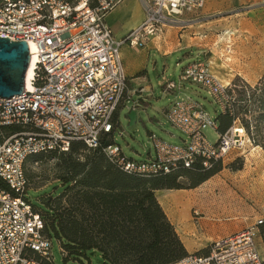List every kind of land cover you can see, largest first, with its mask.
I'll list each match as a JSON object with an SVG mask.
<instances>
[{
  "label": "built area",
  "instance_id": "2783aa9c",
  "mask_svg": "<svg viewBox=\"0 0 264 264\" xmlns=\"http://www.w3.org/2000/svg\"><path fill=\"white\" fill-rule=\"evenodd\" d=\"M122 1L0 0V38L25 41L34 64L31 90L0 97V130L10 132L0 141V178L9 188H0V264H53L52 242L27 196V158L67 152L73 142L95 150L104 137L112 139L117 109L130 98L125 95L121 48H142L148 37L158 36L164 28L185 25L186 16L201 10L205 2L139 0L142 23L117 39L106 16ZM186 82L204 90L221 113L232 115L230 97L211 74L208 62L194 59L183 68L178 83L164 80V91L181 90ZM164 116L185 135L182 144L151 135L153 157L127 159L119 146L111 144L102 149L106 158L127 174L149 177L189 168L197 159L209 167L210 161H223L251 143L234 119L216 143L209 144L203 130L216 131L218 124L190 96L173 102ZM262 222L258 220L255 228ZM257 232L251 228L219 238L205 254L190 253L172 264H264L255 243Z\"/></svg>",
  "mask_w": 264,
  "mask_h": 264
},
{
  "label": "rangeland",
  "instance_id": "374dc122",
  "mask_svg": "<svg viewBox=\"0 0 264 264\" xmlns=\"http://www.w3.org/2000/svg\"><path fill=\"white\" fill-rule=\"evenodd\" d=\"M186 18L185 25L170 29L169 50L187 45L188 48L198 46L195 50L199 51L200 57L196 58L209 64L211 58L212 64L209 66L217 78L213 76L224 88L225 93L233 99L238 111L236 92L232 91L229 94L232 83L240 79L237 85L248 84L254 87L264 76V0H206L201 10ZM156 60L158 62L156 70H151V67L148 69L152 90L146 94L144 101L139 102L141 97L134 95L116 112L117 122L112 145L119 146L124 156L134 161H143L149 155L153 157L151 135L169 144L179 145L186 140L185 135L172 127L164 116L165 110L185 95L199 101L211 117L216 118L221 114L212 98L204 90L189 82L184 83L181 91L165 92L163 84L162 87L158 84L163 70L162 62L158 58ZM193 60L183 59L182 55L170 58L166 61L165 79L178 83L181 71ZM249 78L258 79L250 85L247 82ZM228 81L230 83L225 84ZM126 85L128 88V83ZM125 95L128 96L127 91ZM133 104L136 106L135 112L139 122L129 126L127 109ZM250 108L253 107L250 105ZM256 116L257 112L244 117L250 125L253 138V141L252 138L250 141L253 148L247 144L241 153L229 154L223 160L224 167L218 174L195 189H182L187 192L175 191L174 202L175 204L182 202L180 218L183 221L188 218L190 224L196 221L194 219H199L200 228L196 229L194 237L196 243H203L207 245L205 248H208L209 241L203 238L209 236L208 234H212L216 239L217 236L220 238L254 228L258 231L255 236L258 254L264 259V245L259 237L258 226L255 228L258 220H264V122L257 124ZM203 134L209 144H215L219 137L218 132L212 127L204 129ZM45 155L42 161L28 162L25 165L26 174L30 177L28 179L30 190L27 196L37 209H42L39 201L41 196L61 191L56 179L58 160L50 154ZM231 163L240 169L233 171L227 165ZM179 182L184 186L188 185L184 178H180ZM183 201L191 202V206L186 210ZM51 242L53 264H63L58 242L54 238H51ZM101 263L102 259L98 252H89L87 259L81 258L78 261L70 259L66 262V264Z\"/></svg>",
  "mask_w": 264,
  "mask_h": 264
},
{
  "label": "trees",
  "instance_id": "16d2710c",
  "mask_svg": "<svg viewBox=\"0 0 264 264\" xmlns=\"http://www.w3.org/2000/svg\"><path fill=\"white\" fill-rule=\"evenodd\" d=\"M239 81L236 79L229 90V94L232 91L237 94L238 111L230 97L233 113H221L215 118L216 131L218 135L226 132L233 120L238 119L251 139L250 125L244 117L257 112L256 123L264 122V76L254 87L237 85ZM9 134V129L0 130V141ZM112 142L111 136L104 137L101 147L95 150L73 142L67 152L46 153L58 160L56 179L61 191L41 196L42 209L31 205L44 223L45 236L58 242L63 264L70 259H87L89 252H98L101 264H172L186 257L188 252L155 191L195 189L218 174L224 162L210 161L209 167H204L202 160L197 159L189 168L180 167L164 175L127 174L102 151ZM45 157V154L32 155L25 161L28 191L30 177L25 165L38 163ZM233 163L227 165L233 171L239 170ZM180 178L186 179L188 185L181 184ZM0 188L9 190L1 178ZM258 230L264 245V222ZM206 252L204 248L195 254Z\"/></svg>",
  "mask_w": 264,
  "mask_h": 264
},
{
  "label": "crops",
  "instance_id": "0c3cea01",
  "mask_svg": "<svg viewBox=\"0 0 264 264\" xmlns=\"http://www.w3.org/2000/svg\"><path fill=\"white\" fill-rule=\"evenodd\" d=\"M143 18V8L139 0H123L119 5H117L112 11L108 13V15L106 16V24L115 38L122 39L131 30L137 28L142 23ZM170 29L171 28H164L163 32L158 36L148 37L146 39L145 46L140 49H132L127 45H124L121 48L120 54L122 65L128 83L127 94L130 98H132L134 95H137L138 97H141L139 98V102H143L147 97L146 94H148L152 90L149 83L148 69L149 67H151V70H156L158 66L156 58H158L159 61L162 62L161 65L163 66L162 75L158 81L159 86L162 87L164 80H166V77H164L166 61L177 55H182L183 59L192 58V60L196 57H200L198 56L199 51L195 50L198 46L188 48L189 46L187 45L182 46L181 48H174L172 50H169V44H171V42L169 41L168 35H171L170 31L172 30ZM209 62V65H211V58L209 59ZM209 68L210 72L212 73L211 66H209ZM212 75L214 74L212 73ZM249 79L250 80H247V82L250 85H253L258 78H256L255 80L251 78ZM226 83L228 84L230 83V81L225 82V84ZM137 104L139 103H136V105ZM175 191L187 192V190H157L155 191V196L170 223L174 226V229L178 234L180 240L182 241L184 247L186 248L188 254L195 253L196 251L204 249L207 246L203 243H196V241L194 240L196 229L200 228V222L199 219H194L196 221L189 224L188 218L185 221L180 218V208L182 207V202L175 204ZM183 204H185L183 205L185 210L191 206L190 201H183ZM236 233H231L230 235ZM208 235V238L206 236L203 238L208 240L209 244L219 239V236H217V238L215 237L216 239H214L212 237V234ZM226 236H221L220 238Z\"/></svg>",
  "mask_w": 264,
  "mask_h": 264
},
{
  "label": "water",
  "instance_id": "95a60500",
  "mask_svg": "<svg viewBox=\"0 0 264 264\" xmlns=\"http://www.w3.org/2000/svg\"><path fill=\"white\" fill-rule=\"evenodd\" d=\"M29 66L30 54L25 41L0 38V97L9 98L25 90ZM127 110L129 126H133L139 122L136 108Z\"/></svg>",
  "mask_w": 264,
  "mask_h": 264
},
{
  "label": "bare ground",
  "instance_id": "6f19581e",
  "mask_svg": "<svg viewBox=\"0 0 264 264\" xmlns=\"http://www.w3.org/2000/svg\"><path fill=\"white\" fill-rule=\"evenodd\" d=\"M32 48V46H31ZM33 69H34V64L33 62L30 64L29 66V70H28V73H27V78H26V85H25V88L29 91L31 90L33 87L31 85V80H32V76H33ZM248 146L251 145V147L253 148V145L250 143H247Z\"/></svg>",
  "mask_w": 264,
  "mask_h": 264
}]
</instances>
